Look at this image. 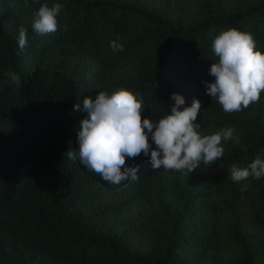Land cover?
<instances>
[{"label":"trees","instance_id":"16d2710c","mask_svg":"<svg viewBox=\"0 0 264 264\" xmlns=\"http://www.w3.org/2000/svg\"><path fill=\"white\" fill-rule=\"evenodd\" d=\"M56 3L58 30L34 32L39 7ZM233 28L264 54V0H0V264H264V177L229 171L264 159V91L226 113L202 83L214 39ZM121 88L153 123L172 93L196 98L200 133L232 127L233 138L189 174L126 157L139 179L111 185L67 153L86 115L74 105Z\"/></svg>","mask_w":264,"mask_h":264},{"label":"clouds","instance_id":"9594fccd","mask_svg":"<svg viewBox=\"0 0 264 264\" xmlns=\"http://www.w3.org/2000/svg\"><path fill=\"white\" fill-rule=\"evenodd\" d=\"M33 2L39 3V0ZM62 7L59 3L51 7L42 4L36 13L33 31L41 35L56 32ZM27 43V30L20 27V51ZM110 46L113 51H123V46L114 41ZM255 49L252 35L234 28L222 31L212 43V50L218 57L209 69V75L214 79L202 83L206 94L226 113L240 112L260 100V93L264 91V54ZM6 75L11 83L20 87L19 74L9 72ZM171 99L174 101L171 113L153 123L149 118L142 119V98L138 99V94L130 90L121 88L110 95L101 91L95 99L85 97L82 105L76 103L73 107L74 112L86 115L79 121L77 147L67 153L69 160H78L87 170L99 174L114 186H122V182L129 179H139V166L127 165L126 157L134 159L141 153L150 157L154 169L166 171L189 174L201 162L209 166L214 164L224 154L222 142L232 139L235 129L229 127L202 135L200 125L196 123L200 101L194 98L191 105L186 106L185 98L178 93H172ZM229 171L231 180L237 183L249 177L259 180L264 177V159L257 157L245 168L233 165ZM239 190L247 191L248 185L243 184Z\"/></svg>","mask_w":264,"mask_h":264}]
</instances>
